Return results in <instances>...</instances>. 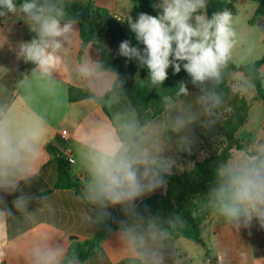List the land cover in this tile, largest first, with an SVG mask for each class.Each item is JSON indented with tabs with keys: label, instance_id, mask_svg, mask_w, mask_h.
Wrapping results in <instances>:
<instances>
[{
	"label": "clouds",
	"instance_id": "1",
	"mask_svg": "<svg viewBox=\"0 0 264 264\" xmlns=\"http://www.w3.org/2000/svg\"><path fill=\"white\" fill-rule=\"evenodd\" d=\"M73 2L0 0V17L19 15L35 34L17 53L33 65L31 71L11 87L0 86V264H84L75 241L51 219L47 194L24 192L40 176L54 122L74 86L81 94L72 147L83 176L82 225L89 231L105 224L108 209L120 207L125 218L118 222L119 247L109 248L120 264H189L175 243L186 227L182 215L141 212L137 201L166 186L175 165L168 153L191 152L195 125L205 131L221 125L226 83L239 96L264 85L257 44L240 14L224 8L209 16L208 0H160L158 16L141 12L135 20L130 14L120 19L143 45L124 40L118 48L119 56L147 69L148 80L137 84L159 89L168 69L177 74L182 66L197 89L190 93L184 82L160 89V112L154 114L134 106L120 75L90 55L98 40L77 39L79 17L68 11ZM13 194L9 207L6 197ZM205 206L237 241L233 232L253 221L264 229V118L254 115L247 143L215 164ZM234 256L239 264H264V257L240 243L235 251L223 240L211 247L217 264H232Z\"/></svg>",
	"mask_w": 264,
	"mask_h": 264
},
{
	"label": "trees",
	"instance_id": "2",
	"mask_svg": "<svg viewBox=\"0 0 264 264\" xmlns=\"http://www.w3.org/2000/svg\"><path fill=\"white\" fill-rule=\"evenodd\" d=\"M20 0H17L19 3ZM132 10L130 15L135 20L139 13H147L158 16L160 11L155 6L156 0H130ZM246 2H253L256 8L248 21L249 25L257 23L264 17V0H208L207 14L228 8L237 13L236 4L244 5ZM70 15L79 17L78 37L81 42H93L98 40V44L93 45L107 65L115 70L125 81L124 89L130 102L136 106L149 108L154 114L160 112L161 94L160 89H176L180 82L186 83L189 92L195 94L197 89L192 85L190 77L183 70L174 74L172 67L168 69V78L160 88L146 85L141 87L137 81H147L148 71L145 67L139 65L135 60H127L118 55L119 44L128 40L132 46L143 47L136 39L135 34L131 32L126 21L120 24L116 18L107 10L87 4L84 5L80 0L74 2L68 7ZM264 43V40H262ZM264 65V54L258 60V66ZM33 65L30 63L16 69L11 76L19 77L28 73ZM231 87L226 83L224 90L227 93L226 115L221 123L214 130L207 131L208 136L218 137L220 143L210 147L207 154L200 160L193 162L192 168L183 170L180 173H171L167 179L164 193H154L142 198L138 203L141 212L167 217L171 214L182 215L186 227L183 233L177 237H184L189 240L200 242V224L202 220L210 215L205 206V197L207 188L213 178V169L219 159L232 153V150H238L241 146L236 138L237 131L248 120V104L243 96L235 95L231 92ZM255 98L264 106V85L257 86L254 91ZM81 100V94L75 86L68 93V101L76 102ZM47 153L51 159L49 163L54 164L56 170V179L51 190H73L80 196L81 182L77 177H72L69 172L71 160L62 157L55 147L47 145ZM111 219L105 224L96 225L92 236L85 240L75 241L79 252V259L85 261L96 254L100 249L103 239L112 231L118 230V222L123 220L124 214L119 207L109 208Z\"/></svg>",
	"mask_w": 264,
	"mask_h": 264
},
{
	"label": "crops",
	"instance_id": "3",
	"mask_svg": "<svg viewBox=\"0 0 264 264\" xmlns=\"http://www.w3.org/2000/svg\"><path fill=\"white\" fill-rule=\"evenodd\" d=\"M80 1L84 5L90 4L94 8L99 7L107 10L120 24L123 23V20L120 19H125L132 10L130 0ZM156 1L157 4L160 2V0ZM255 8L256 5L253 7L252 11H254ZM158 10L161 13L162 10L160 8H158ZM34 35V33L30 32L28 25L24 22V19L21 16L9 13L6 16L0 17V67L8 70L7 73L3 69H0V86L11 87L14 81L21 78L22 75L14 77L10 74L21 66L28 64L25 63L22 58H18L17 53L19 51V45L22 42L30 41ZM77 39L79 40L78 35ZM75 51L76 50H74V54ZM90 55L93 58H100L99 52L93 47L90 49ZM80 103L81 100L68 103L66 111L57 122H54L52 139L47 145H52L59 153H61L62 157H66L71 160L68 172L72 177H77L82 184L83 178H80V172L76 167L72 147L74 129L77 127L75 124V116ZM246 124L247 122L243 126ZM63 130L67 133L66 139H63L60 135ZM238 141L241 145L240 140ZM50 159L51 157L46 150L45 157L42 161L40 176L30 188H24V192L26 194H40L41 192L46 193V191L53 188L56 179V170L54 164L49 163ZM165 189L166 186L157 189V191H154L146 196L154 193H164ZM16 195L18 194L6 197L9 207L12 206L11 202L15 199ZM47 196L51 205V219L67 236L75 237L78 240H85L92 236L95 226L88 231L80 221V217L86 209V204L83 200H81L79 195L75 194L73 190H53L48 193ZM140 200H138L137 203ZM116 232L117 230L109 233L101 242L99 251L86 259L84 264H120V262L111 254L109 250V248L116 250L119 247L116 239ZM233 234L237 237L239 242L231 236L215 218L208 215L200 224V242H195L184 237H177L175 243L187 252L189 264H217L215 258H210L211 247L216 242L221 240H223L226 244L231 243L234 251L238 248L240 243L252 249L255 257H264V229H261L256 221H253L252 226L249 229L242 227L239 233L233 232ZM232 264H239V262L235 259V256ZM252 264H259V262L253 259Z\"/></svg>",
	"mask_w": 264,
	"mask_h": 264
},
{
	"label": "rangeland",
	"instance_id": "4",
	"mask_svg": "<svg viewBox=\"0 0 264 264\" xmlns=\"http://www.w3.org/2000/svg\"><path fill=\"white\" fill-rule=\"evenodd\" d=\"M255 6L253 2H246L244 5L236 4L237 14H240L245 23L243 25L245 31H247L250 37L255 40L259 52L258 60L261 58L262 54H264V33L257 30V27L261 30H264V17H262L257 23L253 25H249L248 21L253 15L252 9ZM124 21V20H123ZM230 87L231 84L227 83ZM248 104V121L245 126L240 128L236 137L240 140L241 145L247 143L250 132H251V118L255 115L261 118H264V106H262L261 102L255 98V93L248 96H243ZM194 136L195 143L192 145L191 152L182 151L177 152L175 150L168 153V155L172 156L175 159V165L172 169L173 173H180L183 170H189L192 168L193 162L195 160L202 159L206 154L210 147H214L220 143V139L214 136H208L207 131L201 129L198 125L194 126ZM237 150L233 149L232 153ZM157 191V190H155Z\"/></svg>",
	"mask_w": 264,
	"mask_h": 264
},
{
	"label": "built area",
	"instance_id": "5",
	"mask_svg": "<svg viewBox=\"0 0 264 264\" xmlns=\"http://www.w3.org/2000/svg\"><path fill=\"white\" fill-rule=\"evenodd\" d=\"M61 137L63 138V139H66V136H67V133H66V131L65 130H63V131H61ZM80 178H83V176H82V174L80 173Z\"/></svg>",
	"mask_w": 264,
	"mask_h": 264
}]
</instances>
